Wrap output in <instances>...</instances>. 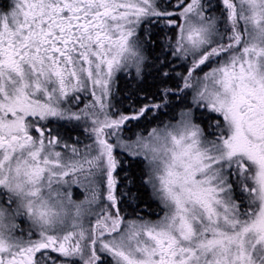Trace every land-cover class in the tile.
I'll return each instance as SVG.
<instances>
[{"label":"snow or ice","instance_id":"6c2138e0","mask_svg":"<svg viewBox=\"0 0 264 264\" xmlns=\"http://www.w3.org/2000/svg\"><path fill=\"white\" fill-rule=\"evenodd\" d=\"M0 264H264V0H0Z\"/></svg>","mask_w":264,"mask_h":264}]
</instances>
